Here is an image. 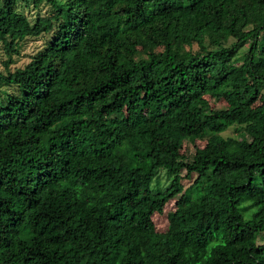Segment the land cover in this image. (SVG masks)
Listing matches in <instances>:
<instances>
[{
    "label": "trees",
    "instance_id": "16d2710c",
    "mask_svg": "<svg viewBox=\"0 0 264 264\" xmlns=\"http://www.w3.org/2000/svg\"><path fill=\"white\" fill-rule=\"evenodd\" d=\"M17 1L0 0V264H264V0H34L52 12L32 23Z\"/></svg>",
    "mask_w": 264,
    "mask_h": 264
},
{
    "label": "rangeland",
    "instance_id": "374dc122",
    "mask_svg": "<svg viewBox=\"0 0 264 264\" xmlns=\"http://www.w3.org/2000/svg\"><path fill=\"white\" fill-rule=\"evenodd\" d=\"M34 0H28L26 3L18 0L16 3V11L23 15L29 23H32L36 17H43L48 16L51 14L52 9L46 5L45 3H40L36 7L33 6ZM49 36H41L39 40H27L21 48L19 49V56L14 59L13 64L9 66L10 71L16 68H22L28 62L30 55H33L38 49H40L43 45L47 44L49 41ZM5 57L2 53V49L0 47V72H3L2 62L4 61ZM7 90L8 92L11 91L10 88L1 87L0 90ZM210 108L213 109H221L223 108L222 101H209ZM236 127H230L225 132L221 134L223 137H236ZM185 146V152L187 154H191L193 149L201 148L204 145V139H190ZM183 175V174H182ZM170 176H167L164 171H159L155 178L152 181V189H157L162 191L166 188L169 184ZM184 185V191L187 193L188 200H196L199 198V194L196 190L190 185V182L182 181ZM248 207V205H244ZM168 209V205L164 208L161 214H154L152 217V222L155 229L158 232H163L166 228V211ZM254 211L253 208H246L242 210V214L245 219H248L249 214ZM258 243H261L260 238L258 239Z\"/></svg>",
    "mask_w": 264,
    "mask_h": 264
}]
</instances>
